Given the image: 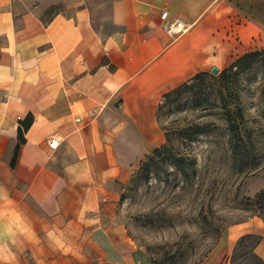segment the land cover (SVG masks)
I'll return each instance as SVG.
<instances>
[{
	"label": "crops",
	"instance_id": "0c3cea01",
	"mask_svg": "<svg viewBox=\"0 0 264 264\" xmlns=\"http://www.w3.org/2000/svg\"><path fill=\"white\" fill-rule=\"evenodd\" d=\"M162 10L185 30L166 33ZM262 48L264 0H0V264L99 251L83 218L100 214L102 184L162 140V95ZM243 235L258 238L252 252L264 262L257 217L216 247L230 251Z\"/></svg>",
	"mask_w": 264,
	"mask_h": 264
},
{
	"label": "rangeland",
	"instance_id": "374dc122",
	"mask_svg": "<svg viewBox=\"0 0 264 264\" xmlns=\"http://www.w3.org/2000/svg\"><path fill=\"white\" fill-rule=\"evenodd\" d=\"M158 105L162 140L152 149L165 147L141 152L101 185L107 198L100 214L84 216L81 232L94 229L99 251L70 247L79 257L69 255V264H264L252 252L254 235L222 254L216 247L228 227L264 221V198L256 197L264 190V48L188 80ZM172 153L186 158L176 163Z\"/></svg>",
	"mask_w": 264,
	"mask_h": 264
},
{
	"label": "trees",
	"instance_id": "16d2710c",
	"mask_svg": "<svg viewBox=\"0 0 264 264\" xmlns=\"http://www.w3.org/2000/svg\"><path fill=\"white\" fill-rule=\"evenodd\" d=\"M258 51H259V50H258ZM258 51H251V52H248V53L242 55L240 58L236 59V60L233 61L231 64H229L227 67H230V68H231V67H235V63L238 62L241 58H244V57H246V56H248V55H254V54L257 53ZM202 74H204V72H199V73L195 74L192 78L198 77V76H200V75H202ZM192 78H190V79H192ZM190 79H189V80H190ZM186 82H187V81H186ZM186 82H183V83H181L180 85H182V84L185 85ZM180 85H178V86H176L175 88H173L172 90H170V91L164 93V94L162 95V97H163V98L167 97V96L169 95L170 92H177V91H178V88H179ZM159 108H160V105H157L156 115H157V112H158ZM232 112H236L238 118L241 117L240 110H239V108H238L237 106L234 107V109H233ZM233 128H234V124H233L232 122H230V123H229V129H230V131H232V132H231V136H232V137H235L237 134L233 131ZM165 133H166V132H165ZM165 135H166V139H167V134H165ZM164 147H165V145H164V144H161V145H159L158 147L152 149V150H151V153H152L153 155H155V154L159 153V149H162V148H164ZM171 157H172V160L175 161V162L177 163V162H179V161H181V160H184V158H186V155H185L184 153H179V154H174V153H172V154H171ZM256 197H257V198H261V197L264 198V190L259 191V192L257 193ZM257 240H258V238L256 237V239H255V241H254V243H253V246H254V244L257 242ZM253 246H252V247H253Z\"/></svg>",
	"mask_w": 264,
	"mask_h": 264
},
{
	"label": "built area",
	"instance_id": "2783aa9c",
	"mask_svg": "<svg viewBox=\"0 0 264 264\" xmlns=\"http://www.w3.org/2000/svg\"><path fill=\"white\" fill-rule=\"evenodd\" d=\"M159 18L163 29L169 35H178L185 30L184 24L178 18L168 19L167 12L162 10L159 14ZM5 96V94H0V100ZM57 145V139L51 137L47 140V146L49 148H54Z\"/></svg>",
	"mask_w": 264,
	"mask_h": 264
},
{
	"label": "water",
	"instance_id": "95a60500",
	"mask_svg": "<svg viewBox=\"0 0 264 264\" xmlns=\"http://www.w3.org/2000/svg\"><path fill=\"white\" fill-rule=\"evenodd\" d=\"M216 70H217V68H216V67H211V68H210V72H212V73H215V72H216Z\"/></svg>",
	"mask_w": 264,
	"mask_h": 264
}]
</instances>
